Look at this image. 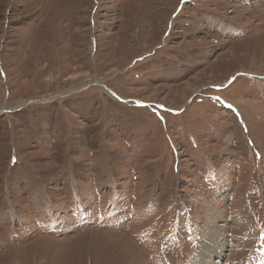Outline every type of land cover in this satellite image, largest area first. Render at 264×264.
I'll return each instance as SVG.
<instances>
[{"label":"rangeland","instance_id":"1","mask_svg":"<svg viewBox=\"0 0 264 264\" xmlns=\"http://www.w3.org/2000/svg\"><path fill=\"white\" fill-rule=\"evenodd\" d=\"M0 264H264V0H0Z\"/></svg>","mask_w":264,"mask_h":264},{"label":"bare ground","instance_id":"2","mask_svg":"<svg viewBox=\"0 0 264 264\" xmlns=\"http://www.w3.org/2000/svg\"><path fill=\"white\" fill-rule=\"evenodd\" d=\"M210 235H209V237L207 238V246L209 247V248H212V249H215L216 250V252H218V253H221V247H222V243L221 242H223L222 241V239H221V237H220V235H219V233L217 232V231H215V230H213L212 232H210L209 233ZM221 239V240H220Z\"/></svg>","mask_w":264,"mask_h":264}]
</instances>
